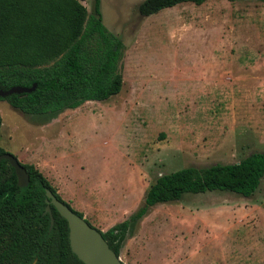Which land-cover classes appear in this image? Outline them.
<instances>
[{
	"label": "rangeland",
	"instance_id": "obj_1",
	"mask_svg": "<svg viewBox=\"0 0 264 264\" xmlns=\"http://www.w3.org/2000/svg\"><path fill=\"white\" fill-rule=\"evenodd\" d=\"M94 0H81L89 13ZM100 0L119 41L120 91L55 113L0 99V145L106 231L158 176L264 153V1ZM123 264H264V176L249 197L213 190L153 206L121 243Z\"/></svg>",
	"mask_w": 264,
	"mask_h": 264
},
{
	"label": "trees",
	"instance_id": "obj_2",
	"mask_svg": "<svg viewBox=\"0 0 264 264\" xmlns=\"http://www.w3.org/2000/svg\"><path fill=\"white\" fill-rule=\"evenodd\" d=\"M205 1L141 0L137 10L148 16L181 3ZM92 10L89 13L80 0H0V90L35 84L31 92L0 99L24 113L47 114L117 94L122 87L117 67L120 41L102 23L100 0L93 1ZM5 152L0 145V154ZM21 164L29 174L24 187L17 185L9 162L0 160V264H84L71 250L67 221L52 204L50 228L49 214L44 213L46 189L71 206L34 164ZM263 176L261 152L234 163L187 166L162 174L148 184L142 203L127 219L101 234L119 255L128 231L156 204L213 190L249 197Z\"/></svg>",
	"mask_w": 264,
	"mask_h": 264
},
{
	"label": "water",
	"instance_id": "obj_3",
	"mask_svg": "<svg viewBox=\"0 0 264 264\" xmlns=\"http://www.w3.org/2000/svg\"><path fill=\"white\" fill-rule=\"evenodd\" d=\"M34 87L35 84L31 87L21 85L11 86L6 90L1 89L0 96L6 97L13 93L31 92ZM1 159H6L13 167L17 185L20 187L26 186L29 182V174L21 162L14 155L7 152L0 154ZM45 202L44 213L49 214L50 228L54 223L50 208L52 204L58 213L67 221L71 250L84 264H123L119 255L109 247L101 231L90 225L83 216H80L66 203L58 199L49 189H46Z\"/></svg>",
	"mask_w": 264,
	"mask_h": 264
},
{
	"label": "crops",
	"instance_id": "obj_4",
	"mask_svg": "<svg viewBox=\"0 0 264 264\" xmlns=\"http://www.w3.org/2000/svg\"><path fill=\"white\" fill-rule=\"evenodd\" d=\"M81 1V0H80ZM82 3V2H81Z\"/></svg>",
	"mask_w": 264,
	"mask_h": 264
}]
</instances>
